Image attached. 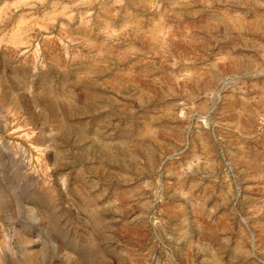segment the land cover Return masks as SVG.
Listing matches in <instances>:
<instances>
[{
  "label": "rangeland",
  "instance_id": "374dc122",
  "mask_svg": "<svg viewBox=\"0 0 264 264\" xmlns=\"http://www.w3.org/2000/svg\"><path fill=\"white\" fill-rule=\"evenodd\" d=\"M0 264H264V0H0Z\"/></svg>",
  "mask_w": 264,
  "mask_h": 264
}]
</instances>
